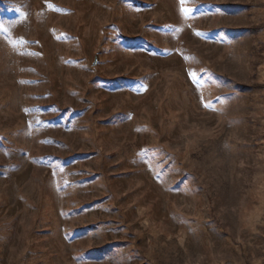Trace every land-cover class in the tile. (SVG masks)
Returning <instances> with one entry per match:
<instances>
[{
  "label": "rangeland",
  "instance_id": "1",
  "mask_svg": "<svg viewBox=\"0 0 264 264\" xmlns=\"http://www.w3.org/2000/svg\"><path fill=\"white\" fill-rule=\"evenodd\" d=\"M0 264H264V0H0Z\"/></svg>",
  "mask_w": 264,
  "mask_h": 264
},
{
  "label": "snow or ice",
  "instance_id": "2",
  "mask_svg": "<svg viewBox=\"0 0 264 264\" xmlns=\"http://www.w3.org/2000/svg\"><path fill=\"white\" fill-rule=\"evenodd\" d=\"M183 3H184V0H181V4H182V5H183ZM50 7H51V6H50ZM182 10H186V9H183V8H182Z\"/></svg>",
  "mask_w": 264,
  "mask_h": 264
}]
</instances>
